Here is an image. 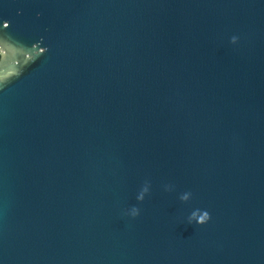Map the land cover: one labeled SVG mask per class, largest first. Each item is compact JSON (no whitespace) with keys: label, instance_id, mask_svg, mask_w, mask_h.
Masks as SVG:
<instances>
[{"label":"water","instance_id":"obj_1","mask_svg":"<svg viewBox=\"0 0 264 264\" xmlns=\"http://www.w3.org/2000/svg\"><path fill=\"white\" fill-rule=\"evenodd\" d=\"M0 264H264V0H0Z\"/></svg>","mask_w":264,"mask_h":264},{"label":"clouds","instance_id":"obj_2","mask_svg":"<svg viewBox=\"0 0 264 264\" xmlns=\"http://www.w3.org/2000/svg\"><path fill=\"white\" fill-rule=\"evenodd\" d=\"M237 39H238V37L235 36V35L231 36V38H230V40H231L232 42H235ZM133 215H134V216L137 215V211H136L135 209L133 210ZM208 219H209V213L206 212L202 222L204 223V222H206Z\"/></svg>","mask_w":264,"mask_h":264},{"label":"snow or ice","instance_id":"obj_3","mask_svg":"<svg viewBox=\"0 0 264 264\" xmlns=\"http://www.w3.org/2000/svg\"><path fill=\"white\" fill-rule=\"evenodd\" d=\"M3 27H4V28H7V27H8V25H7V24H4V25H3Z\"/></svg>","mask_w":264,"mask_h":264}]
</instances>
